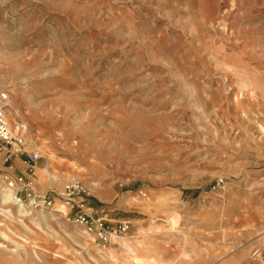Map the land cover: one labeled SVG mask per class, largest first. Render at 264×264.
<instances>
[{"label": "rangeland", "instance_id": "obj_1", "mask_svg": "<svg viewBox=\"0 0 264 264\" xmlns=\"http://www.w3.org/2000/svg\"><path fill=\"white\" fill-rule=\"evenodd\" d=\"M0 91L55 203L0 184V264H264V0H0Z\"/></svg>", "mask_w": 264, "mask_h": 264}, {"label": "built area", "instance_id": "obj_2", "mask_svg": "<svg viewBox=\"0 0 264 264\" xmlns=\"http://www.w3.org/2000/svg\"><path fill=\"white\" fill-rule=\"evenodd\" d=\"M9 94L6 91H0V156L7 162L12 157H20L29 170H33L37 162L41 159V150L38 147L30 148L27 143L26 126L17 123L10 126L6 119V111L9 105ZM23 183L22 178L13 179L8 175L0 176V184L5 186L13 194L17 202H22L19 193L22 189L18 184ZM25 201L32 209H47L54 206V200L45 196H38L31 190V184H23ZM85 191L77 182H68L64 185L62 198L64 206H68L72 213V222L82 226L87 234L93 236L94 240L102 244L109 243L115 232L108 227L101 219H94V210L85 208ZM185 201L180 200V204Z\"/></svg>", "mask_w": 264, "mask_h": 264}, {"label": "bare ground", "instance_id": "obj_3", "mask_svg": "<svg viewBox=\"0 0 264 264\" xmlns=\"http://www.w3.org/2000/svg\"><path fill=\"white\" fill-rule=\"evenodd\" d=\"M7 191H8V193L3 192V195H2L3 196V199H2L3 202H8L11 199V203H14L21 212H25L26 208L30 209L29 204L25 205L22 202H17V200L13 198L12 192L8 189H7ZM60 208L64 210L65 206L61 205Z\"/></svg>", "mask_w": 264, "mask_h": 264}]
</instances>
